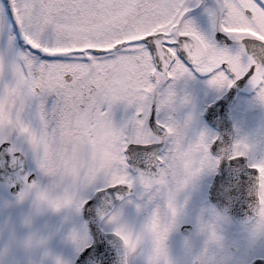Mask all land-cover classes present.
I'll return each instance as SVG.
<instances>
[{
  "label": "snow or ice",
  "instance_id": "obj_1",
  "mask_svg": "<svg viewBox=\"0 0 264 264\" xmlns=\"http://www.w3.org/2000/svg\"><path fill=\"white\" fill-rule=\"evenodd\" d=\"M188 81L209 123L264 106V0H0V211L64 214L68 256L32 221L47 264H264V155L181 114Z\"/></svg>",
  "mask_w": 264,
  "mask_h": 264
},
{
  "label": "rangeland",
  "instance_id": "obj_2",
  "mask_svg": "<svg viewBox=\"0 0 264 264\" xmlns=\"http://www.w3.org/2000/svg\"><path fill=\"white\" fill-rule=\"evenodd\" d=\"M209 23H207L208 26ZM180 92H187L190 95V102L179 105L181 114L195 112L199 115L203 124L211 128L215 133L216 130L212 127L204 117V108L207 102V94L205 86L197 81H188L179 85ZM234 127L236 129V137H247L252 145L254 154L264 155V106L259 105L254 101L252 93L241 94L237 103L232 108ZM27 207V205H25ZM25 212L23 209H18L14 212L15 218L19 222L23 219ZM63 213L60 212H46L37 219V225L45 231H52L54 233L50 242V247L54 253L68 256L71 253V245L65 242L62 238L61 226L63 223ZM242 226V224H241ZM241 226H233L232 224L225 229L227 242L236 239L240 235L239 229ZM180 248H179V246ZM199 245V241L196 242ZM170 246L173 256L180 259L183 255L182 235H173L170 240ZM9 264V261H5ZM14 264H20L17 257H15ZM132 264H142L139 258L132 261Z\"/></svg>",
  "mask_w": 264,
  "mask_h": 264
},
{
  "label": "clouds",
  "instance_id": "obj_3",
  "mask_svg": "<svg viewBox=\"0 0 264 264\" xmlns=\"http://www.w3.org/2000/svg\"><path fill=\"white\" fill-rule=\"evenodd\" d=\"M15 210L0 211V259H5L2 255L3 249L7 247L8 255L18 258L20 264H47L48 257L44 255L46 245L40 242V235L32 224L38 217L34 212L30 217V223L25 224L24 219L19 222L14 215ZM48 212L43 210V214ZM14 233V239L10 245L7 244V236Z\"/></svg>",
  "mask_w": 264,
  "mask_h": 264
},
{
  "label": "water",
  "instance_id": "obj_4",
  "mask_svg": "<svg viewBox=\"0 0 264 264\" xmlns=\"http://www.w3.org/2000/svg\"><path fill=\"white\" fill-rule=\"evenodd\" d=\"M242 88V87H241ZM231 91L230 94H227L226 98L221 97V100L217 103L220 104V108L217 112V117L212 124L216 126L220 130V137L224 142L228 144L232 143L234 129L232 125V119L230 114V107L235 102L239 91ZM235 220L240 222L241 218L243 217V213H236ZM111 264H120V252L119 250H112L111 251Z\"/></svg>",
  "mask_w": 264,
  "mask_h": 264
},
{
  "label": "flooded vegetation",
  "instance_id": "obj_5",
  "mask_svg": "<svg viewBox=\"0 0 264 264\" xmlns=\"http://www.w3.org/2000/svg\"><path fill=\"white\" fill-rule=\"evenodd\" d=\"M194 14L197 16V20H198L199 25H200L202 28H206V27H207V23H209V19H208V17H207L206 15H204V14H201V13L199 12V10H194ZM244 93H246V94H250L249 91H247V90H245V89L243 88L240 94H244ZM257 155H262V154L260 153V154H257ZM230 225H231V224H230ZM232 225H233V226H235V225L239 226V224H237V223H235V222H233ZM228 226H229V225H228ZM240 226H241V225H240ZM241 230H242V226H241V229H239L238 234L241 233ZM174 235H176V234H174ZM177 235H178V233H177ZM236 238H237V237H236ZM231 241H233V240H231ZM178 246H179V245H178ZM196 246L199 247V245H196ZM179 248H180V246H179Z\"/></svg>",
  "mask_w": 264,
  "mask_h": 264
}]
</instances>
